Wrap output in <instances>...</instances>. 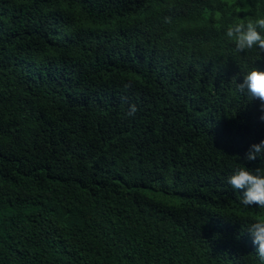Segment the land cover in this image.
Returning a JSON list of instances; mask_svg holds the SVG:
<instances>
[{
  "label": "trees",
  "instance_id": "trees-1",
  "mask_svg": "<svg viewBox=\"0 0 264 264\" xmlns=\"http://www.w3.org/2000/svg\"><path fill=\"white\" fill-rule=\"evenodd\" d=\"M260 15L264 0H0V264H259L264 209L227 179L264 168L244 159L260 101L236 91L264 53L224 32Z\"/></svg>",
  "mask_w": 264,
  "mask_h": 264
},
{
  "label": "clouds",
  "instance_id": "clouds-1",
  "mask_svg": "<svg viewBox=\"0 0 264 264\" xmlns=\"http://www.w3.org/2000/svg\"><path fill=\"white\" fill-rule=\"evenodd\" d=\"M163 19L165 23H171V17L165 16ZM224 35L235 45L238 53L253 49L258 50L259 54L264 53V15L231 23L226 27ZM130 86V84L126 85V87ZM236 91L246 93L251 100L260 101L259 107L262 113L260 120L264 121V70H260L255 65L251 67L243 75L242 82L236 83ZM137 111L135 105H130L127 115L135 116ZM257 158L264 160V140L250 145L244 156L246 161H255ZM227 183L234 190H244L239 201L244 208L255 205L264 209V168L249 169L240 164L228 177ZM247 233L251 236L252 243L257 246L259 264H264V215L255 217L248 225Z\"/></svg>",
  "mask_w": 264,
  "mask_h": 264
}]
</instances>
